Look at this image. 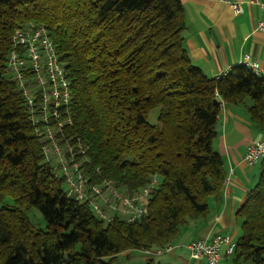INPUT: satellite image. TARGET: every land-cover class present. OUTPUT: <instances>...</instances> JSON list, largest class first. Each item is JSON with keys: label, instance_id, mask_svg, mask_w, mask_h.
I'll return each mask as SVG.
<instances>
[{"label": "trees", "instance_id": "trees-1", "mask_svg": "<svg viewBox=\"0 0 264 264\" xmlns=\"http://www.w3.org/2000/svg\"><path fill=\"white\" fill-rule=\"evenodd\" d=\"M44 25L72 87V124L91 182L127 192L147 185L148 211L134 222L99 219L68 197L45 162L24 98L5 72L16 28ZM181 0H0V264H117L130 250L173 243L227 177L214 148L221 99L245 105L264 132V77L237 65L219 78L193 66ZM251 100V104L247 103ZM159 107L158 123L148 112ZM46 220L38 228L26 211ZM234 262L264 264V157L237 211Z\"/></svg>", "mask_w": 264, "mask_h": 264}, {"label": "built area", "instance_id": "built-area-1", "mask_svg": "<svg viewBox=\"0 0 264 264\" xmlns=\"http://www.w3.org/2000/svg\"><path fill=\"white\" fill-rule=\"evenodd\" d=\"M233 7L236 12L241 11L240 3H233ZM257 29L264 31V15ZM242 64L248 66L255 75L264 77V69L259 62L248 55H245ZM66 66L44 25L31 23L14 30L5 72L22 92L29 119L41 140L45 162L54 175L63 180L66 195L79 203H87L99 219L108 223L118 217L126 222H134L148 211V199L151 189L156 185V177L133 192L117 187L109 179L91 182L83 168L90 162L87 147L80 139L66 137V128L72 124L73 98ZM228 71L216 77L226 75ZM224 103L221 99L220 108ZM263 157L264 138L247 144L244 154L247 165L254 166ZM223 245L227 246L226 254L231 255L236 243L230 235L214 234L191 241L187 248L193 258L204 259L207 264H218ZM172 248L173 244L170 243L144 251L161 254Z\"/></svg>", "mask_w": 264, "mask_h": 264}, {"label": "crops", "instance_id": "crops-1", "mask_svg": "<svg viewBox=\"0 0 264 264\" xmlns=\"http://www.w3.org/2000/svg\"><path fill=\"white\" fill-rule=\"evenodd\" d=\"M181 2L186 23L184 45L193 66L214 77L241 65L245 55H248L264 69V31L257 29L264 15V0ZM233 3H240L241 11L236 12ZM217 131L214 148L223 158L228 179L223 184L221 194L208 198L206 218L189 221L169 252L155 254L144 250L134 251L144 255L146 264H207L204 259L190 255L187 245L191 241L214 234H227L235 243L238 242L242 234V220L237 216V211L258 181L259 168L256 166L260 163L247 165L244 154L247 144L264 138V132L252 122L245 105L227 103L220 108ZM226 248V245L222 246L218 264H247L234 262L233 254H226ZM121 254L132 258L129 251Z\"/></svg>", "mask_w": 264, "mask_h": 264}, {"label": "rangeland", "instance_id": "rangeland-1", "mask_svg": "<svg viewBox=\"0 0 264 264\" xmlns=\"http://www.w3.org/2000/svg\"><path fill=\"white\" fill-rule=\"evenodd\" d=\"M247 103L251 104V100L247 99ZM159 111H160V108L156 107V108L151 109L148 112L147 117L150 123H158ZM256 167L259 168V164ZM2 205L12 206L13 201L10 198H6L4 201H0V206ZM26 214L28 215V217L30 218V220L33 222V224L36 227L42 228V229L46 228V220L38 209L36 208L30 209L26 211ZM134 251H137V250L129 251V257H132L131 259H128L126 255H122V254L119 255V260L117 264H140L141 262L142 264H146L145 263L146 258L144 257V255L139 252H134Z\"/></svg>", "mask_w": 264, "mask_h": 264}]
</instances>
